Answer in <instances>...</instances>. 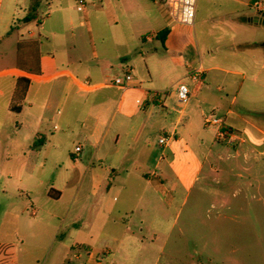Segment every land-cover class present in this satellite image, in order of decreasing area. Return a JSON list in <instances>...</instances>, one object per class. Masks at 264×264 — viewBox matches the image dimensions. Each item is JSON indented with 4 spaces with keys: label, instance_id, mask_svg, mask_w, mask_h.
I'll return each mask as SVG.
<instances>
[{
    "label": "rangeland",
    "instance_id": "rangeland-1",
    "mask_svg": "<svg viewBox=\"0 0 264 264\" xmlns=\"http://www.w3.org/2000/svg\"><path fill=\"white\" fill-rule=\"evenodd\" d=\"M48 1L42 0L40 8L45 17L52 16L46 28L33 23L27 28H16L9 37L4 34L7 29L4 27L11 21L22 19L30 8L31 0H2L0 6V90L6 92V96L0 95V188L4 180L1 174H12L15 178L21 177L24 171L29 174L25 176V183H19L23 191L19 199L24 201L19 208L21 216H24L20 218V228L28 236L23 242L14 232L11 239L19 262L82 264L84 258H75L74 251L65 259L54 262L52 241L48 246L41 247L42 239L48 238L61 224L62 241L72 245L86 239L94 246L107 247L110 252L103 255V264H264V107L247 116L260 131L250 129L246 134L238 131L235 136L239 140L234 144L229 140L215 142L201 178L191 190L179 187L172 191L171 181L174 178L158 167L153 170L160 175L163 172L161 179L164 185L156 202L150 205V193L147 192L140 202L141 208L127 216H120L117 212L109 214L101 203L96 202L98 197L93 198V194H89V199L79 194L69 201L47 197L39 180L51 184L58 178L63 159L77 154L80 122L74 119L73 130L55 132V123H59L66 114L59 107L56 97L46 112L49 122L44 132L48 137L55 133L56 139L36 147L37 139H25L36 122L35 118L26 111L20 115L6 109L16 70L27 65L36 68L40 55L51 56L55 48L58 49L55 55L59 60L68 56L71 61L81 58L85 63L101 64L109 82L116 77L123 78L125 63H131L145 87L161 92L165 101L172 96L174 109L182 107L177 102L176 90L183 75L166 55L161 38L154 36V29L164 28L165 24H161L156 16L153 0H85V8H81L76 0ZM163 1L158 0V3ZM256 1L259 2L258 7L253 6ZM124 10L137 14L141 10L146 11L148 23L144 24L143 17L140 22L138 17L134 27L147 30L135 36L125 29L128 26L124 23L119 27L109 23L108 15ZM258 10L264 12V0L196 1L195 21L190 28L207 67L211 65V60L228 62L224 57L234 42L239 46L238 55L244 59L231 60L230 64H222L223 67L245 69L248 73L254 70L251 59L264 56V28L253 27L244 20ZM247 28L260 29H251L247 34ZM247 38L257 39V46L251 44L253 40H247L251 41L248 47L243 46L241 43ZM38 40L41 42L39 45L36 43ZM135 47H141L144 57L134 54L133 62L122 59ZM155 51L158 54L152 57ZM154 59H161L162 63L154 62ZM33 73L40 75L38 70H33ZM247 83L250 84L249 81ZM42 86L48 88L51 84ZM258 98L264 101L262 90ZM168 108L172 110V106ZM233 108L238 111L239 103ZM23 119L26 125L20 129L18 124ZM143 134L144 137L150 136L146 141L150 151L159 154V140L167 137L164 131L149 125ZM140 147L135 145L133 153L138 152ZM94 150L84 144L86 155ZM216 154L222 157L217 159ZM211 164L214 171H211ZM32 173L37 176L33 178ZM29 189L38 201L36 207H42L37 215H32L33 206L26 195L27 192L30 194ZM86 200L88 205L85 207ZM2 202L0 193V217ZM49 211L57 216L53 217ZM4 233L1 232L0 237ZM32 249V259L29 263L24 262Z\"/></svg>",
    "mask_w": 264,
    "mask_h": 264
},
{
    "label": "crops",
    "instance_id": "crops-1",
    "mask_svg": "<svg viewBox=\"0 0 264 264\" xmlns=\"http://www.w3.org/2000/svg\"><path fill=\"white\" fill-rule=\"evenodd\" d=\"M107 1L110 2V0ZM153 1L156 5V16L158 15L161 24H165L164 28L154 29V36L157 38L159 32L164 29L169 30L162 41L163 48L174 66L181 70L183 75L180 81L188 84L193 94L188 104L180 103L182 105L180 109H174L172 96L166 101L162 99V96L155 98L154 91L145 87V83L138 77L137 71L131 63H125L124 68V72L131 70L134 75L133 81L127 87L109 82L108 74L99 63H85L81 58L71 61L68 56H63L62 60H59L55 55L57 48L53 50L54 53L51 56L44 57L41 54L36 68L27 65L23 69L16 70V75L13 76L15 81L12 83V93L9 97L10 103L7 104L6 109L8 112L20 115L26 111L28 115L35 118L36 122L25 139H37L39 145L56 139L55 133L49 137L44 133L46 124L49 122L46 112L56 97L59 107L64 109L66 114L59 123H55L53 127L55 132L60 129L73 130L74 119L80 122L78 129L80 141L76 148L81 147L82 150L76 151L77 154L73 153L71 158L63 159L58 178L51 184L47 185L44 180H39L48 198L69 201L79 194L87 196L85 198L88 199L89 194H93L92 197H98L96 202L101 203L109 214L117 212L120 216H127L141 208L140 202L147 192L150 193V205L156 202L157 195L164 185V180L161 179L163 172L174 178L171 181L172 191H176L179 187L191 190L201 178L205 163L211 157L213 145L215 142L223 143L218 138L219 128L204 124L205 113L214 112L222 118L225 127L234 136L238 131L242 134L249 133L251 130L260 131L247 116L250 112L261 110L257 108L264 107V101L262 102L258 98L260 90L264 92V56L251 59L254 70L250 73L245 69L223 67L222 64H230L231 60L244 59L238 55L239 46L233 42L227 56L224 57L228 62L211 60L209 61L211 65L207 67L202 60L192 28L172 19L166 0L162 4H159L158 0ZM1 2L2 0H0V6ZM256 3L259 2H254L253 6L258 7L259 5ZM261 12L263 11L258 10L245 18L244 21L253 27L264 28L263 25L251 22L255 16L264 17ZM26 14L18 22L11 21L4 27L7 28L3 31L4 34L9 37L16 28H27L33 23H37L40 28H46L52 17L51 14L46 17L41 14L44 17L42 23H38L37 20L24 22ZM108 17L109 23H113L117 27L124 23L125 26H128L125 29L135 36H139L144 30H147V28L134 27L138 17L140 22L143 17L144 24L148 23L149 16L146 11L141 10L138 14L129 13L126 10L122 13L115 11ZM251 29L260 28H247L245 32L248 34L252 31ZM244 40L246 41L241 44H244L245 47H248L251 42L247 40H253L251 44L257 46V39L247 38ZM148 41L154 42L151 39ZM36 43L39 45L41 42L38 40ZM140 48L135 47L133 52L128 51L122 56V59L133 62L134 54L143 56ZM157 54L155 51L152 57ZM94 56L97 58L96 52H94ZM154 62L162 63V60L154 59ZM197 68H201L204 73L201 81L195 83L190 74ZM33 70H38L40 75H35ZM149 75L152 77L150 72ZM21 78L30 79V83L23 100L24 105L22 104L20 112H15L12 110V106L16 107L17 105L15 91ZM86 81L89 84H85ZM248 81L250 84L247 83ZM22 83L25 84V80H22ZM43 84H51V86L47 88L43 87ZM0 95L6 96V92L0 90ZM176 99L179 102L178 97ZM246 101L250 103L248 104ZM236 103L240 105L238 111L233 108ZM168 106H172V110ZM18 125H20V129L24 128L26 120L23 119ZM149 125L158 127L167 136H171L167 146L163 147L159 143L161 151L156 155L146 145L150 136L144 137L143 134ZM257 132L252 135H256ZM84 144H88L95 150L90 155H86ZM137 144L141 147L138 152L133 153V148ZM216 157L220 159L222 156L216 154ZM102 167L104 168L101 169ZM158 167L162 168L163 172L161 175L158 174V177H153L152 172L156 171L153 169ZM108 169L111 171L109 172ZM211 171H214L212 164ZM35 174L32 173L31 176L35 178L37 176ZM26 175H29L28 171H24L19 178H15L12 174H1L4 180L0 188L3 198L0 233L3 231L5 233L0 237V264H9L8 260L11 261V264H21L19 258L15 256L11 239L14 232L16 237L22 241L28 236L21 231L20 218H24V216H21L19 211L20 204L24 203L19 199L20 193H23L19 188V183H25ZM141 188L143 189L141 190ZM105 189L106 191H104ZM29 190L31 196L28 192L26 195L33 206L32 215H37L42 207L38 205L36 207L38 201L32 189ZM87 205L86 200L84 206ZM48 213L53 217L57 216L53 212L49 211ZM61 229L60 224L54 232L48 235V238H43V243H41V247H46L52 241L55 248L54 262L60 261L61 258L65 259L70 252L74 251L75 258H84L82 264H103V255L110 252L107 247L94 246L86 239L74 242L72 245L68 244L61 239ZM114 239L119 240L115 237ZM32 251L34 250L28 252L24 262H30L32 259L30 252Z\"/></svg>",
    "mask_w": 264,
    "mask_h": 264
},
{
    "label": "built area",
    "instance_id": "built-area-1",
    "mask_svg": "<svg viewBox=\"0 0 264 264\" xmlns=\"http://www.w3.org/2000/svg\"><path fill=\"white\" fill-rule=\"evenodd\" d=\"M78 5L81 8L86 7L85 0H76ZM101 1V0H97ZM196 1L197 0H166L169 6V13L172 19L185 26H193L196 16ZM259 5V3H256ZM203 70L201 68H197L191 72L190 77L193 82L198 83L201 81L203 76ZM134 79V75L131 70H127L124 77H116L110 82L117 85L127 87ZM85 84H89L88 81ZM155 98L161 97V92L153 93ZM192 91L188 84L181 82L177 88V97L179 103L186 105L190 102L192 98ZM204 124L207 126H212L215 128H219L218 138L220 141L225 142L227 140L230 141L231 144H234L238 141V138L233 135V133L225 127L224 120L218 117L214 112H207L203 116ZM171 136L161 137L159 143L161 146L165 147L169 144ZM82 150L81 147H77L76 151L80 152ZM153 177H158V172H152Z\"/></svg>",
    "mask_w": 264,
    "mask_h": 264
},
{
    "label": "trees",
    "instance_id": "trees-1",
    "mask_svg": "<svg viewBox=\"0 0 264 264\" xmlns=\"http://www.w3.org/2000/svg\"><path fill=\"white\" fill-rule=\"evenodd\" d=\"M42 0H31L30 8L27 11L26 17L24 18V22H31L34 20H37L38 23H42L44 17L41 15L39 9L41 7ZM261 14L264 16V12H261ZM169 33L168 29H164L161 32L158 33L157 38H161L162 41H164L165 37ZM22 80H25V84L22 83ZM30 83V79L28 78H21L17 84V88L15 91V102L17 103L16 107L12 106V110L15 112H20L22 102L25 98L26 91L28 84ZM39 142H35L34 146H38Z\"/></svg>",
    "mask_w": 264,
    "mask_h": 264
},
{
    "label": "water",
    "instance_id": "water-1",
    "mask_svg": "<svg viewBox=\"0 0 264 264\" xmlns=\"http://www.w3.org/2000/svg\"><path fill=\"white\" fill-rule=\"evenodd\" d=\"M251 22L255 23V24H259V25H263L264 26V17L262 16H255L251 19Z\"/></svg>",
    "mask_w": 264,
    "mask_h": 264
}]
</instances>
